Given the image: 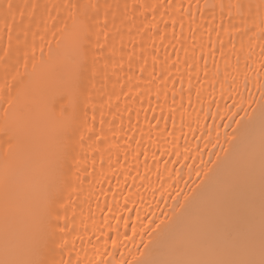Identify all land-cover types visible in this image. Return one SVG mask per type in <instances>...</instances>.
I'll list each match as a JSON object with an SVG mask.
<instances>
[{
	"label": "bare ground",
	"instance_id": "bare-ground-1",
	"mask_svg": "<svg viewBox=\"0 0 264 264\" xmlns=\"http://www.w3.org/2000/svg\"><path fill=\"white\" fill-rule=\"evenodd\" d=\"M30 2L24 46L0 12V264H261L264 0Z\"/></svg>",
	"mask_w": 264,
	"mask_h": 264
},
{
	"label": "snow or ice",
	"instance_id": "snow-or-ice-1",
	"mask_svg": "<svg viewBox=\"0 0 264 264\" xmlns=\"http://www.w3.org/2000/svg\"><path fill=\"white\" fill-rule=\"evenodd\" d=\"M39 5L36 3L30 2V0H26V2L22 4L12 3L11 0L6 5H0V12H3V16L5 19V23L7 24V17L11 14L13 23L9 26V33L16 31V41L18 45L24 46L27 44V35L29 31L30 22L34 19L35 9L38 8ZM72 7H76V5H72ZM19 11V19H16V12ZM11 40V35L9 36ZM7 52V50H6ZM262 67H264V63H262ZM82 139V138H81ZM57 219L59 216L57 214ZM55 227L59 228L57 224ZM61 232H63V228H59ZM115 243V241H113ZM3 264H15V262L4 261ZM21 264H36V262L28 261L21 262ZM264 264V261L261 262Z\"/></svg>",
	"mask_w": 264,
	"mask_h": 264
}]
</instances>
